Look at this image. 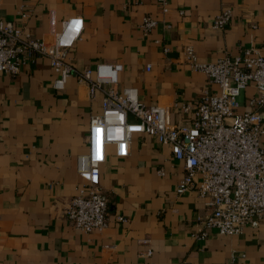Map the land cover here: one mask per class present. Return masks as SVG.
I'll use <instances>...</instances> for the list:
<instances>
[{
	"label": "crops",
	"instance_id": "1",
	"mask_svg": "<svg viewBox=\"0 0 264 264\" xmlns=\"http://www.w3.org/2000/svg\"><path fill=\"white\" fill-rule=\"evenodd\" d=\"M167 5L161 15L155 0H0V21L48 42L61 20L81 18V34L66 61L76 71L120 64L119 86L135 88L144 105H193L217 91L190 70L186 47L202 64L249 48L264 57V0ZM226 8L227 26L212 29V19ZM144 16L157 21L145 35L139 27ZM53 79L48 60L37 55L22 56L16 75L0 73V264H264L261 222L233 236L208 230L198 237L208 214L204 200L195 188L175 193L181 165L148 135H134L124 159L107 148L99 170L106 226L88 234L72 228L64 211L80 183L75 158L85 152L89 118L100 113L102 96L95 92L89 99L74 76L55 91ZM253 95L252 86L241 93L239 113ZM169 110L171 124L190 121ZM258 113L264 148V106Z\"/></svg>",
	"mask_w": 264,
	"mask_h": 264
},
{
	"label": "built area",
	"instance_id": "2",
	"mask_svg": "<svg viewBox=\"0 0 264 264\" xmlns=\"http://www.w3.org/2000/svg\"><path fill=\"white\" fill-rule=\"evenodd\" d=\"M155 1L161 15L166 14L167 0ZM229 20L230 10L226 8L210 26L223 30ZM156 24V20L144 16L139 27L145 35ZM81 31V18L61 20L49 41L44 42L22 33L10 22L0 21V73L16 75L22 56L37 55L48 60L55 91H61L66 80L74 76L86 86L89 99L95 92L102 96L100 113L89 118L85 152L75 158L80 183L64 211L68 224L83 234L106 226L108 200L99 184V170L107 148L115 157L126 158L134 135L153 137L180 163L183 176L175 187L176 194L195 188L204 200L208 214L199 223V238H204L208 230L233 236L249 224H264V148L259 146L262 119L258 113L264 106V57L249 48L241 56L224 54L212 63L202 64L186 47L184 57L190 70L201 73L217 91L204 93L193 105H144L135 88L119 86L120 64L99 63L76 71L66 61V53ZM248 86L254 88V95L239 113L236 98ZM171 108L182 116H191L190 121L171 124ZM157 174L163 176V171ZM117 221L123 222V218L117 217ZM149 255L146 251L145 256Z\"/></svg>",
	"mask_w": 264,
	"mask_h": 264
},
{
	"label": "rangeland",
	"instance_id": "3",
	"mask_svg": "<svg viewBox=\"0 0 264 264\" xmlns=\"http://www.w3.org/2000/svg\"><path fill=\"white\" fill-rule=\"evenodd\" d=\"M242 92H243V91H242ZM242 92H240L239 96L236 98V102H237V103L240 102V99H241L240 97H241V93H242Z\"/></svg>",
	"mask_w": 264,
	"mask_h": 264
}]
</instances>
